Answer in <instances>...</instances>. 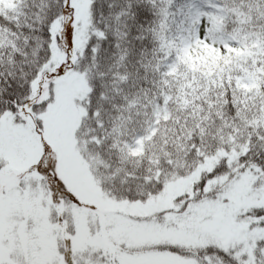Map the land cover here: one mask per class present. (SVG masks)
<instances>
[{"label": "snow or ice", "instance_id": "1", "mask_svg": "<svg viewBox=\"0 0 264 264\" xmlns=\"http://www.w3.org/2000/svg\"><path fill=\"white\" fill-rule=\"evenodd\" d=\"M0 264H264V0H0Z\"/></svg>", "mask_w": 264, "mask_h": 264}]
</instances>
